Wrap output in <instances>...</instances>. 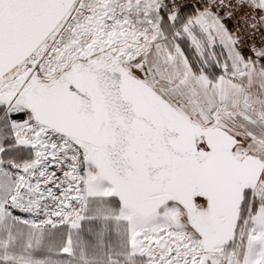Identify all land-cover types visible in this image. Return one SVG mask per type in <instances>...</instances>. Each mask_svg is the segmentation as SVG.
<instances>
[{"label": "snow or ice", "instance_id": "obj_1", "mask_svg": "<svg viewBox=\"0 0 264 264\" xmlns=\"http://www.w3.org/2000/svg\"><path fill=\"white\" fill-rule=\"evenodd\" d=\"M0 264H264V0H0Z\"/></svg>", "mask_w": 264, "mask_h": 264}]
</instances>
